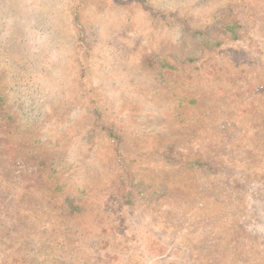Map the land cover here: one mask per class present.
Instances as JSON below:
<instances>
[{
	"label": "rangeland",
	"instance_id": "374dc122",
	"mask_svg": "<svg viewBox=\"0 0 264 264\" xmlns=\"http://www.w3.org/2000/svg\"><path fill=\"white\" fill-rule=\"evenodd\" d=\"M0 264H264V0H0Z\"/></svg>",
	"mask_w": 264,
	"mask_h": 264
},
{
	"label": "trees",
	"instance_id": "16d2710c",
	"mask_svg": "<svg viewBox=\"0 0 264 264\" xmlns=\"http://www.w3.org/2000/svg\"><path fill=\"white\" fill-rule=\"evenodd\" d=\"M242 32H243L242 27L238 24V22L236 21L227 22L225 20L223 21L221 19H218L217 22L209 26L206 30L199 32V33L197 32L195 34L202 38L203 44L213 47V46H219L221 44L219 40V35L221 33H224L225 35L230 36V38L232 39H238L241 36ZM97 127L103 130L104 132H106L109 138L119 140V138L114 134L112 129H106L102 127L101 125H98ZM128 186H129V190L126 193L127 199L130 198V195L135 186L133 180L130 179V183ZM73 211H77V208L74 207Z\"/></svg>",
	"mask_w": 264,
	"mask_h": 264
}]
</instances>
